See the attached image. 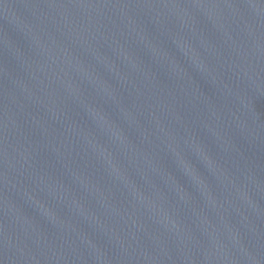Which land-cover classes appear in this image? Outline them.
<instances>
[{"label":"water","instance_id":"water-1","mask_svg":"<svg viewBox=\"0 0 264 264\" xmlns=\"http://www.w3.org/2000/svg\"><path fill=\"white\" fill-rule=\"evenodd\" d=\"M0 264H264V0H0Z\"/></svg>","mask_w":264,"mask_h":264}]
</instances>
